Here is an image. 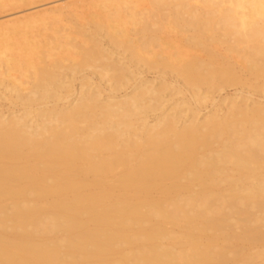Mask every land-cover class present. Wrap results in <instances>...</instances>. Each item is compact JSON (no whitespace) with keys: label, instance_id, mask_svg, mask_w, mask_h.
<instances>
[{"label":"bare ground","instance_id":"1","mask_svg":"<svg viewBox=\"0 0 264 264\" xmlns=\"http://www.w3.org/2000/svg\"><path fill=\"white\" fill-rule=\"evenodd\" d=\"M3 13L0 264H264V0Z\"/></svg>","mask_w":264,"mask_h":264},{"label":"rangeland","instance_id":"2","mask_svg":"<svg viewBox=\"0 0 264 264\" xmlns=\"http://www.w3.org/2000/svg\"><path fill=\"white\" fill-rule=\"evenodd\" d=\"M147 4H149V3H147ZM147 6V7H146ZM149 6H150V4H149ZM148 5H146L145 4V6L144 5H142L141 7H143L144 9H147V8H150V9H148L149 10V12H148V14L150 13V16H152L153 14H156V12H154L152 15H151V8L152 7H149ZM35 7H37V5H35ZM34 7V8H35ZM25 9H33V6L32 7H28V8H25ZM162 9V8H161ZM163 10H166V9H162V12H163ZM156 11H159L160 12V14H159V12H158V14L159 15H161V16H166L165 15V12H164V14H162L161 13V10L158 8V9H156ZM11 13V12H10ZM12 13H14V12H12ZM167 13V12H166ZM4 14V13H3ZM2 14V15H3ZM5 14L7 15V16H5ZM3 16L4 17H2V15L0 16V20L1 19H4L5 17H8L10 14L8 13H5ZM89 14V13H88ZM146 15L147 17H149V15ZM89 15H87V13H85L84 15H82V16H80V18H81V20H82V23H87L88 21H89V17H88ZM83 17H85L86 18V21L83 19ZM77 20V19H76ZM74 22H75V20H73ZM73 22V23H74ZM77 22V21H76ZM170 30L169 29H166V28H164V29H162V31H160V33H158V37H161V39L163 38L164 40H165V38L166 39H168L167 37V35H168V33H171V32H169ZM166 32V33H165ZM168 32V33H167ZM141 35H142V33H140ZM149 35H150V33H149ZM140 36V35H139ZM141 37V36H140ZM163 39H162V41H163ZM164 42V41H163ZM189 52V51H188ZM114 58H116V57H114ZM243 74H245V76L247 75V78L249 77V75L246 73V72H244L243 70H240ZM154 72L155 71H150V72H148V73H145L143 76H141V77H138V78H141V79H143V80H153V79H155L156 78V75L154 74ZM85 75H87V76H91V78H93L92 79V82L93 83H95V84H98L99 82H98V79L94 76H92L89 72H86L85 73ZM172 74H169L168 76H167V79L166 80H168L167 82L168 83H175L177 80L173 77V76H171ZM170 76V77H169ZM171 78V79H170ZM250 78V77H249ZM248 78V79H249ZM78 79L80 80V76H78ZM175 79V80H174ZM77 81L76 82V86H79V82L80 81ZM250 82H253L254 80L252 79V78H250ZM156 84V83H155ZM178 86V85H177ZM179 87V86H178ZM131 89L132 88H130V89H128V91H126V93H130L131 92ZM172 89H174V88H172ZM171 91H173V90H171ZM170 90L169 91H166V93H165V96L166 95H174V92L172 93ZM170 92H171V94H170ZM124 91H122V93H120V96H123L124 95ZM169 93V94H168ZM249 95H251V99L253 100V101H259V102H261V103H263L264 104V84H263V88L260 90V91H258V92H250L247 88H245V87H242V86H239V85H235V86H231V87H227L225 90H223V91H218V92H212L209 96H210V99H216L215 100V104L216 105H218V101H220L222 98H232V97H248ZM121 98V97H120ZM186 98H189V96H186ZM183 99V95H177V96H173V100L174 101H179V100H182ZM171 105L173 104L172 102L170 103ZM212 101L211 100H209L207 103H205V104H203V107H202V109H203V111L201 112V115L199 116V118H201V117H205V116H207L208 115V111L209 110H211L212 109ZM206 108V110H204ZM157 115V113H151V114H149L148 116L150 117V122H152L153 120H154V118H155V116ZM238 261V260H237ZM260 262V260H256L255 261V263H259Z\"/></svg>","mask_w":264,"mask_h":264}]
</instances>
